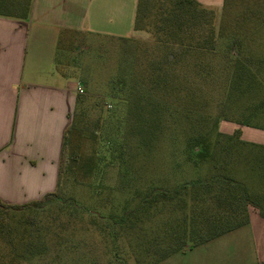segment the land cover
<instances>
[{"label": "trees", "instance_id": "1", "mask_svg": "<svg viewBox=\"0 0 264 264\" xmlns=\"http://www.w3.org/2000/svg\"><path fill=\"white\" fill-rule=\"evenodd\" d=\"M29 11L30 0H0L1 16ZM133 28L146 38H115L106 92L76 94L55 189L0 200V264H157L248 224L250 207L264 220V144L218 128L264 129V0H137ZM88 100L95 144L77 157L68 139ZM73 169L87 197H63Z\"/></svg>", "mask_w": 264, "mask_h": 264}, {"label": "crops", "instance_id": "2", "mask_svg": "<svg viewBox=\"0 0 264 264\" xmlns=\"http://www.w3.org/2000/svg\"><path fill=\"white\" fill-rule=\"evenodd\" d=\"M136 1L30 0L27 18L0 15L1 201L23 204L55 189L63 133L76 99L75 82L57 67L61 32L145 39L133 28ZM197 1L220 8L224 0ZM236 128L242 139L264 144V129L219 122L223 133ZM239 231L253 249L247 264L264 262V220L256 208H249L248 224L222 236Z\"/></svg>", "mask_w": 264, "mask_h": 264}, {"label": "rangeland", "instance_id": "3", "mask_svg": "<svg viewBox=\"0 0 264 264\" xmlns=\"http://www.w3.org/2000/svg\"><path fill=\"white\" fill-rule=\"evenodd\" d=\"M247 1L255 0H225V4L231 6L233 3L242 5ZM237 9L235 6L232 8L235 12ZM120 43L119 39L94 33L61 32L58 37L56 52L58 70L67 75L72 80V83L75 82L76 94L79 93L78 87L81 85L83 90L81 94H86V91H89L92 97L97 99L98 96H101L100 94L106 92L108 80L116 72ZM85 79L87 80L84 84ZM107 103L105 106L110 109L111 106H108ZM90 104L91 100H88L82 105L89 109ZM96 117V110L89 109L85 123L79 122L78 127L70 131L68 139L70 153H76L77 157H83L91 151L95 140L92 139V132L90 131L96 121ZM221 120L219 119V122ZM77 165V161L74 162L73 166L77 168ZM78 171V169H73L70 174L66 175V180L63 182V197H67L71 191L78 196L85 195L87 197L90 195L91 188L80 183L81 175ZM186 171L190 173V167L187 166ZM94 182L96 184V181ZM104 182V184H113L114 180L111 177L110 179H105ZM243 232L221 235L205 243L189 247L185 251L176 252L157 264H247L252 261L253 249L250 247L248 235Z\"/></svg>", "mask_w": 264, "mask_h": 264}, {"label": "built area", "instance_id": "4", "mask_svg": "<svg viewBox=\"0 0 264 264\" xmlns=\"http://www.w3.org/2000/svg\"><path fill=\"white\" fill-rule=\"evenodd\" d=\"M78 91H79V92H82V91H83L81 85H79V87H78Z\"/></svg>", "mask_w": 264, "mask_h": 264}]
</instances>
